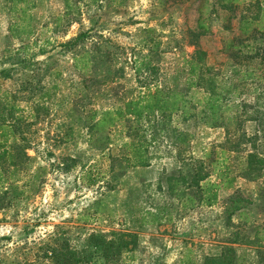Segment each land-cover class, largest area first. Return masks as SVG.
<instances>
[{
  "label": "rangeland",
  "instance_id": "obj_1",
  "mask_svg": "<svg viewBox=\"0 0 264 264\" xmlns=\"http://www.w3.org/2000/svg\"><path fill=\"white\" fill-rule=\"evenodd\" d=\"M190 1H168L159 6L153 0H129L124 7H115L102 0L98 7L95 3L86 4L88 0H69L70 6L65 7L62 0H37L27 10L32 16L33 33L18 39L6 35V26L17 13L8 12V3L0 0V65L9 66L16 52L18 56L32 54L34 60L26 68L16 64L10 77L0 80V88L15 90L21 99L20 106H25L22 99L28 100L30 93L17 88L22 81L39 82L45 87L55 84L52 99L45 101L47 113L23 126L26 155L29 158L35 155L25 161V172L17 174L23 186L17 190L0 187V264H36L43 258L44 246L49 244V235L55 229L64 231L72 246L80 247L91 231L121 228L136 233V242L119 256L117 264H200L206 253L216 254L217 246L222 245L236 249L238 264L258 261L256 250L260 249L255 245L232 243L227 237L238 231L240 236L251 238V226L264 224V189L260 179H237L235 192L244 199L242 203L249 204L230 219L222 210L229 204L232 193L230 189H220L216 204L186 210L170 224L138 226L136 221L141 211L158 198L150 190H140L141 182H152L161 170H172L183 160L196 158L203 149L221 142L222 128L204 126L193 118L181 121L176 114L169 121L154 114L142 123L146 138L152 140L149 149L155 156L148 167L127 169L117 176L120 190H96L95 185H86L83 176L87 166L91 167V175L98 177V184L108 178L106 161L87 145V133L82 128L84 110L105 108L117 99L133 96L138 85L173 86L174 80L170 78L181 56H188L193 50V45L182 37L195 16V4ZM88 27L91 36L81 43L72 49L61 45ZM149 27L154 31L145 34ZM210 31L216 32V26L211 25ZM177 40L178 45L172 49ZM153 43L150 62L156 65L155 70L139 66L136 74L135 66ZM217 43V40L200 41L201 48L210 54V64L221 60V54L215 52ZM39 49L42 54H38ZM99 49L110 52V59L107 57L105 62L111 68L112 78L106 85L103 82L108 81V75L98 64L78 71L71 59L77 51L96 55ZM175 81L180 82L178 78ZM231 102L237 105L229 104L228 112L243 110L251 114L256 109L260 116L264 111V80L238 89ZM69 127L71 138L64 140L62 133ZM170 128L187 131V140L174 143ZM242 128L247 134L255 133L256 149L264 150L262 125L250 120L243 122ZM124 130L119 125L113 131V139H124L127 134ZM37 164L41 166L39 184L33 173ZM97 205L103 212L93 217L92 210ZM96 262L99 264V260Z\"/></svg>",
  "mask_w": 264,
  "mask_h": 264
},
{
  "label": "trees",
  "instance_id": "obj_2",
  "mask_svg": "<svg viewBox=\"0 0 264 264\" xmlns=\"http://www.w3.org/2000/svg\"><path fill=\"white\" fill-rule=\"evenodd\" d=\"M8 3V12L17 13L14 20L6 26V35L15 38H26L33 33L32 16L27 10L33 8L37 0H4ZM129 0H105L106 4L124 7ZM178 0H153L163 6L166 2ZM185 1V0H182ZM69 7V0H62ZM195 4V16L192 25L182 32L186 43L193 45L188 56H181L180 64L175 67L170 79L173 86L153 85L150 87L138 85L133 96L117 99L105 108L87 109L83 112L82 128L87 133V145L96 151L97 157L106 161L105 174L108 178L98 184V177L91 175V167L83 169L86 185H95L96 190H120L117 176L127 169L146 168L155 157L150 151L151 138H146L143 132V122L149 121V116L158 114L169 121L176 114L181 121L193 118L200 124L223 129V140L203 149L198 157H189L183 164L174 169L163 171L152 182H141L140 190H150L158 198L143 209L136 218L138 226L170 224L176 216L195 207H211L218 201L220 189H230L232 193L229 204L222 213L227 219L249 203L236 191L235 182L238 178L248 180L260 179L264 189V150L258 151L253 141L255 133L247 134L242 128L245 121H256L264 129V111L258 116L254 109L251 114L243 110L228 112L230 98L238 94L245 85L264 80V0H191ZM95 3L101 7L102 0H88L86 4ZM241 4V7H239ZM239 7V9H236ZM211 25L216 26V32L211 33ZM154 31L146 28L145 34ZM91 27L79 31L76 35L61 43L72 49L85 38L91 36ZM172 33V31H171ZM151 38L147 40L150 42ZM217 40L215 52L221 54V60L208 62L209 52L201 48L200 41ZM179 40L171 45L175 48ZM96 43H93L95 45ZM155 44H149L148 50L135 66L137 74L142 66L145 70H155L156 65L150 62ZM97 48V47H96ZM98 49V48H97ZM39 49L38 54H42ZM90 51V50H88ZM86 51L75 52L72 55L73 67L78 71L95 68L98 64L108 75V84L112 78L111 68L105 62L110 59L109 51H101L96 55ZM155 53V52H154ZM9 66L0 65V80L9 78L16 70V64L26 68L33 60L30 56H18ZM218 58H214L217 60ZM105 66V67H103ZM47 66L44 68L46 69ZM114 70V69H113ZM99 71V70H98ZM114 74V73H113ZM102 76V75H101ZM176 78L180 82L175 81ZM86 83V78L81 79ZM150 83V82H148ZM179 83V84H178ZM27 89L30 95L24 100L25 106H20L15 90L0 88V187L1 189L17 190L23 186V181L17 174L25 172V161L34 159L26 155L23 126L29 125V120L36 119L47 113L45 101L52 99L55 84L45 87L39 82L31 84L22 81L17 87ZM51 90V92H49ZM195 93V94H194ZM18 99V100H16ZM242 103V102H241ZM243 106L244 104H241ZM121 125L125 127L126 137L113 139V131ZM72 128L62 133L63 139L71 138ZM174 143L187 140L189 133L185 130L170 128ZM247 143L248 148H245ZM244 145V146H242ZM179 155V154H178ZM180 159V155H179ZM182 159V158H181ZM90 166V164H88ZM41 166L34 167V175L39 180ZM17 175V176H15ZM7 187H3V184ZM38 188V186H36ZM37 188L35 190H37ZM132 190V189H131ZM137 190V189H134ZM103 212L99 205L92 210V216ZM102 214V213H101ZM107 214V213H106ZM49 244L45 245L43 258L36 264H117L119 256L130 250L136 242V233L126 228L119 230L91 231L81 241L80 247L72 246L64 231L55 229L49 235ZM229 242L238 244L251 243L255 245L259 256L255 264H264V224L251 226V238L240 236L238 231L229 234ZM216 254L206 253L200 264H238L236 249L231 245H222ZM187 264V263H186Z\"/></svg>",
  "mask_w": 264,
  "mask_h": 264
}]
</instances>
